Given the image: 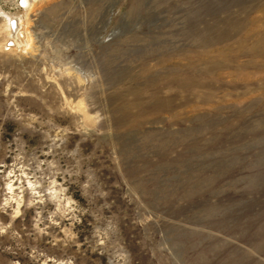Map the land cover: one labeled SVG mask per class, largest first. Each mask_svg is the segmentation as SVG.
Here are the masks:
<instances>
[{
	"label": "rangeland",
	"instance_id": "1",
	"mask_svg": "<svg viewBox=\"0 0 264 264\" xmlns=\"http://www.w3.org/2000/svg\"><path fill=\"white\" fill-rule=\"evenodd\" d=\"M32 2L0 0V264H264V0Z\"/></svg>",
	"mask_w": 264,
	"mask_h": 264
},
{
	"label": "bare ground",
	"instance_id": "2",
	"mask_svg": "<svg viewBox=\"0 0 264 264\" xmlns=\"http://www.w3.org/2000/svg\"><path fill=\"white\" fill-rule=\"evenodd\" d=\"M25 3H27V5L29 6V7H31V5L33 4V2L31 3V0H23ZM27 7V6H26ZM15 15H13V16H9L8 17V24H9V28H8V31H9V34H10V31H11V33H12V36H13V34L15 33V35H16V33H17V29L19 28V26H21L22 24H21V21H20V19L18 18V20H16L15 18L16 17H14ZM11 25H13V31L11 30V28H10V26ZM23 27V26H22ZM25 32V31H24ZM27 32L28 31H26L25 32V34L23 33V36H24V38L25 39H30V34H29V32H28V34H27ZM230 34V33H229ZM13 40V39H12ZM13 42L15 43V41L13 40ZM28 42V41H27ZM210 44V43H209ZM215 44V43H214ZM250 51V50H249ZM264 51V50H263ZM209 52V51H208ZM213 52V51H212ZM186 54V53H185ZM210 56V55H209ZM205 58V57H204ZM200 63V62H199ZM141 68H144V67H141ZM208 69V68H207ZM149 70V69H148ZM145 71V70H144ZM152 71V70H151ZM170 71V70H169ZM201 72V71H200ZM188 79V78H187ZM192 81V80H191ZM262 102V101H261Z\"/></svg>",
	"mask_w": 264,
	"mask_h": 264
},
{
	"label": "built area",
	"instance_id": "3",
	"mask_svg": "<svg viewBox=\"0 0 264 264\" xmlns=\"http://www.w3.org/2000/svg\"><path fill=\"white\" fill-rule=\"evenodd\" d=\"M10 28H11V30L13 31V26H12V25L10 26ZM13 32H14V31H13ZM16 35H17V36H18V35H21V37H22V34H21L20 31H19V32L17 31V34H16ZM16 35H15V37H16L15 40L18 39ZM12 41H13V40H12ZM6 44H7V45H6V48H7V49H10V47L13 46V42H11V40L7 41Z\"/></svg>",
	"mask_w": 264,
	"mask_h": 264
},
{
	"label": "water",
	"instance_id": "4",
	"mask_svg": "<svg viewBox=\"0 0 264 264\" xmlns=\"http://www.w3.org/2000/svg\"><path fill=\"white\" fill-rule=\"evenodd\" d=\"M13 26V25H12Z\"/></svg>",
	"mask_w": 264,
	"mask_h": 264
}]
</instances>
